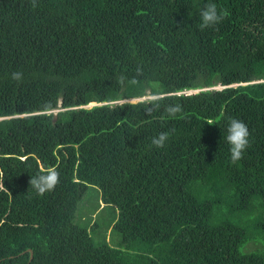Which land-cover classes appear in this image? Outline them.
Returning a JSON list of instances; mask_svg holds the SVG:
<instances>
[{
    "label": "trees",
    "instance_id": "16d2710c",
    "mask_svg": "<svg viewBox=\"0 0 264 264\" xmlns=\"http://www.w3.org/2000/svg\"><path fill=\"white\" fill-rule=\"evenodd\" d=\"M0 119V264H264V0H0Z\"/></svg>",
    "mask_w": 264,
    "mask_h": 264
},
{
    "label": "clouds",
    "instance_id": "9594fccd",
    "mask_svg": "<svg viewBox=\"0 0 264 264\" xmlns=\"http://www.w3.org/2000/svg\"><path fill=\"white\" fill-rule=\"evenodd\" d=\"M36 4L37 0H32L33 7H35ZM199 15L201 20L199 27L200 30H204L221 22L229 15V13L226 9H221L218 12L217 5L215 3L209 2L200 10ZM141 72L142 70L138 68L137 75H140ZM11 79L17 82H21L23 79V74L21 72H13L11 73ZM126 79L127 78L124 76L118 78L120 82H123ZM132 82L134 83L135 80H133ZM186 94H192V91H188ZM92 104H90L89 106L92 107L96 105V103L95 105ZM159 107L160 101L158 99V94H153L150 101V107L146 109V112L148 115H151V112L154 109H158ZM165 112L169 117L174 118L178 113L183 112V106L179 103L169 104L165 107ZM249 136L250 133L248 126L243 121L235 118H230L228 120L225 140L229 145L230 159L232 163H236L243 158V153L249 146ZM168 139L169 133L161 132L158 134V136L152 138L151 144L157 148H162L164 147ZM59 176V171L55 167L41 168L39 174L30 178L29 184L39 196H43L45 193L53 191L55 189L56 185L59 183ZM101 204H103V202H101ZM103 205L105 206V204ZM31 254L33 255V253Z\"/></svg>",
    "mask_w": 264,
    "mask_h": 264
},
{
    "label": "rangeland",
    "instance_id": "374dc122",
    "mask_svg": "<svg viewBox=\"0 0 264 264\" xmlns=\"http://www.w3.org/2000/svg\"><path fill=\"white\" fill-rule=\"evenodd\" d=\"M224 87H222L221 85H218V87L216 89H223ZM95 105V104H94ZM57 113V112H55ZM98 191L95 190L94 188H91L88 190V192L85 194L82 202H81V208L78 212V216H77V220L79 222H82L83 220H86L87 218H92L95 217V220L98 221V218L96 217L97 214L98 216H100L101 214H104L103 209H104V205L100 203V201L98 200ZM101 204V208L99 210H97V214H95L94 209L97 207L98 204ZM95 214V216H93ZM107 217V215H106ZM109 238V236H108ZM112 238L115 241H119V239L121 238L119 233L117 232H113L112 233Z\"/></svg>",
    "mask_w": 264,
    "mask_h": 264
},
{
    "label": "water",
    "instance_id": "95a60500",
    "mask_svg": "<svg viewBox=\"0 0 264 264\" xmlns=\"http://www.w3.org/2000/svg\"><path fill=\"white\" fill-rule=\"evenodd\" d=\"M194 91H192V93H193ZM136 100H133L132 102H135ZM55 120H56V117H55ZM31 253H33L32 251H30Z\"/></svg>",
    "mask_w": 264,
    "mask_h": 264
}]
</instances>
